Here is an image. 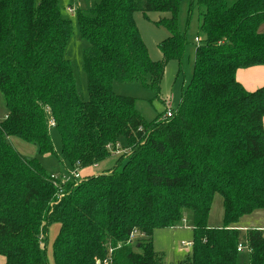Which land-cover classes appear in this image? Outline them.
Listing matches in <instances>:
<instances>
[{
  "label": "trees",
  "instance_id": "16d2710c",
  "mask_svg": "<svg viewBox=\"0 0 264 264\" xmlns=\"http://www.w3.org/2000/svg\"><path fill=\"white\" fill-rule=\"evenodd\" d=\"M182 1L100 0L78 8L88 43L89 97L83 99L66 56L73 20L60 0H0V93L7 109L0 120V254L6 264H50L55 223V264H165L155 231L186 223L192 249L174 264H264V230L247 228L243 242L234 226L264 208V85L249 91L237 78L241 68L264 65V0H191L203 39L171 117L147 121L136 98L113 89L115 82L141 81L160 91L168 62L181 60L189 44L179 26ZM138 11L171 14L157 22L170 32L160 44L161 60L150 56ZM11 137L74 169L100 164L123 138L126 150L115 168L64 180L20 153ZM217 194L224 217L214 227L209 217ZM240 243L246 250H238Z\"/></svg>",
  "mask_w": 264,
  "mask_h": 264
},
{
  "label": "rangeland",
  "instance_id": "374dc122",
  "mask_svg": "<svg viewBox=\"0 0 264 264\" xmlns=\"http://www.w3.org/2000/svg\"><path fill=\"white\" fill-rule=\"evenodd\" d=\"M80 1L84 2L88 0ZM98 2H100V0H98ZM60 3L63 6L64 15L73 20V34L67 44L66 56L72 63L80 96L83 99H88V80L83 67L84 50L88 43L81 37L76 12L72 13L66 10L70 3V5H76L78 1L60 0ZM190 4L191 0H183L179 13V26L181 31L186 32L189 44L181 60H171L168 62L160 91L147 86L141 81L115 82L113 84V89L116 93L136 98V108L147 121H152L159 114L166 113L167 108L170 106L177 109L181 101L183 91L188 87L192 80L195 50L196 46L200 43L195 41V37L201 36L200 38L202 40L203 35L200 33L199 29L200 16L198 6L195 4L193 10L190 11ZM165 17L169 18L171 17V14L168 12H148L147 15H145L141 11L135 13L136 23L147 45L150 56L155 61L163 58L160 44L163 40L170 36L168 29L157 23ZM147 80L149 81V78ZM6 111L7 109L5 107L4 97L0 93V120L4 118ZM50 130L56 153L61 156L62 142L60 134L55 127H51ZM10 141L23 155L31 158L37 157L45 168H47L50 172H54L56 176L60 177L62 175H66L69 179L75 177L78 180H82L88 175L101 174L115 168L119 156L126 150V141L123 138L118 142L119 146H116L112 155L101 162L98 166L94 165L87 168L74 169L69 165V163H62L59 161L58 156L54 154H40L38 147L33 143H29L19 137H11ZM119 168H122V164ZM76 171L80 174L79 177L74 175ZM223 213V198L221 195L217 194L212 208L211 223H219L222 225ZM58 231L59 225L56 223L52 224L49 231L48 245V258L50 264H55L53 241ZM242 237V241L244 242L246 239L245 232H242ZM136 240L138 239L136 238L135 241ZM192 240L193 232L187 223L178 227L159 228L154 233L155 248L164 256L165 264H174L185 259L191 252L192 247L183 244V242H192ZM136 249L138 250V248ZM244 255L247 254L244 253ZM0 264H6L5 256L1 254Z\"/></svg>",
  "mask_w": 264,
  "mask_h": 264
},
{
  "label": "crops",
  "instance_id": "0c3cea01",
  "mask_svg": "<svg viewBox=\"0 0 264 264\" xmlns=\"http://www.w3.org/2000/svg\"><path fill=\"white\" fill-rule=\"evenodd\" d=\"M76 1H78L76 5L74 4L70 5L71 4L70 3L69 6H67L66 10L73 13V12H76L78 8H91V6L96 5L98 2V0L97 1L88 0L84 2L80 0H76ZM259 31L264 33V23L261 24V26L259 27ZM196 37H199V36H196ZM196 37H195V41H196ZM237 78L247 90L254 91L257 88L264 85V65H256V66H252L248 68H241L237 72ZM98 165L99 164H97V166ZM211 217H212V209H211V213L209 217V225L214 226V227L221 226V224L219 223L212 224ZM223 217H224V213H223ZM234 226L239 228L241 232H245V234H246L247 228H250V227L264 230V208L257 209L253 213L241 217V219L237 223H235Z\"/></svg>",
  "mask_w": 264,
  "mask_h": 264
},
{
  "label": "built area",
  "instance_id": "2783aa9c",
  "mask_svg": "<svg viewBox=\"0 0 264 264\" xmlns=\"http://www.w3.org/2000/svg\"><path fill=\"white\" fill-rule=\"evenodd\" d=\"M70 10H71V9H70ZM196 41H197V42H200L201 39H200L199 37H196ZM173 109H174L173 107H168V108H167V111H166V113H165V117H171L172 114H173ZM55 124H56V123H55L54 119H52L51 122H50L51 127H55ZM118 146H119V145H118ZM74 175H75L76 177H79V176H80V174H79L77 171L74 173ZM53 176L56 177L55 174H54ZM63 179H64V180H67V179H69V178H67L66 175H63ZM134 233H135V232H134ZM134 233L132 234L131 237L134 236ZM183 244H185V245H189V246L192 247V242H183ZM238 250H239V251H244V250H246V245L243 244V243H240V244H239V248H238Z\"/></svg>",
  "mask_w": 264,
  "mask_h": 264
}]
</instances>
